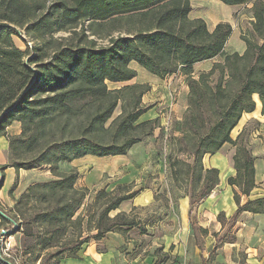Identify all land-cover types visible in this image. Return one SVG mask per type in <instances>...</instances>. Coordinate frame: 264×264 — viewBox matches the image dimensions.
<instances>
[{
    "label": "trees",
    "instance_id": "16d2710c",
    "mask_svg": "<svg viewBox=\"0 0 264 264\" xmlns=\"http://www.w3.org/2000/svg\"><path fill=\"white\" fill-rule=\"evenodd\" d=\"M218 1L225 6L251 3V31L241 34L242 53H227L197 73L199 63L223 54L232 26L219 22L209 30L202 17H190V0H57L48 7L44 0H0V137H6L10 157L0 165V190L7 167H47L54 177L29 185L11 207L13 214L0 206V223H11L6 215L13 220L22 216L24 227L13 224L16 231L22 228L33 236L32 226L38 229L36 238L46 253L39 264H59L64 256L75 257L91 238L137 224L124 213L108 216L136 193H127L123 185L117 194L114 189L98 191L96 199H106L97 220H84L79 209L88 190L75 186L77 169H60L61 163L84 156L126 155L153 132L157 119L137 122L147 111L141 101L149 86L111 90L107 85L134 78L131 63L160 79L184 76L186 110L179 133L170 135L167 159L174 186L189 205L208 196L219 182L218 169L206 168L203 157L231 143L235 174L227 184L239 191L233 190L234 216L264 211V197L239 205L240 194L249 195L256 186L254 156L246 142L230 135L242 115L255 110V97L264 109V0ZM85 21L90 35L106 44L88 38L85 28L76 32ZM16 27L38 44L20 48L13 42L19 36ZM58 31L73 35L55 39ZM119 103L121 112L112 118ZM16 121L21 131L9 135L6 127ZM217 221L225 223L223 212ZM91 222L96 232L90 235ZM234 241L235 236H221L219 244Z\"/></svg>",
    "mask_w": 264,
    "mask_h": 264
},
{
    "label": "crops",
    "instance_id": "0c3cea01",
    "mask_svg": "<svg viewBox=\"0 0 264 264\" xmlns=\"http://www.w3.org/2000/svg\"><path fill=\"white\" fill-rule=\"evenodd\" d=\"M226 46L227 43L223 49V56L219 55L213 60L203 61L197 66L205 65L207 70L214 61H221L227 53L234 51L242 53L244 50V43L239 50H226ZM197 66L195 67L196 72ZM172 76L184 79L180 73H173L163 79L157 78L165 80ZM183 89L185 94L182 104L184 115L187 102L186 82ZM144 94L142 104L145 102ZM255 101L257 105L255 110L244 113L239 123L230 132L233 139L238 138L246 142L247 148L251 150L254 156L256 186L249 195L245 196L239 193V205L244 204L247 200L264 197V109L258 97H255ZM144 107L147 108V111L138 118L137 122L158 120L159 114L155 112L154 107H148V105H144ZM175 109L174 111H176ZM183 115L179 114L180 117H178V115L173 114L165 122L161 119L165 126L162 127L159 124L158 128L155 127L159 130L158 133L154 129L150 135L142 137L138 143L131 146L126 155L103 157L89 155L60 164V168L66 164L69 165L68 170L70 168L77 169L78 177L75 186L84 187L88 191L96 186L101 187V189L105 186L112 189L115 185L132 183L134 180L132 190L126 188L127 193L136 192L133 198L121 202L118 208L108 213V216L114 217L122 213L119 208L123 204L132 203V207L135 206L132 209L136 210L134 213L140 216L138 220H141L144 228L141 231L143 238L138 240L130 239L127 236L129 233L127 229H132L135 225L128 228L123 226L120 232L116 230L107 231L99 239L91 238L78 250L75 257L64 256L59 264H264V211L261 213L242 211L234 216L238 206L233 199V190L238 191V189L234 185L227 184V179L235 174L233 155L236 149L234 145L224 143L217 153L207 154L203 157L202 164L206 168L218 169L219 178L218 185L204 199L189 205V198L174 186V181L170 176V168L166 170L164 163L170 154V135L179 133L178 127ZM12 126L15 130L11 133L7 130V133L19 134L21 131L19 122H13V125L10 124L6 128L10 129L9 127ZM151 143L158 147L150 146ZM151 155H155V160L149 163L148 159ZM114 158L118 159L121 164L115 167L105 165ZM5 163H8V142L3 136L0 137V165ZM162 169L165 173L164 185L170 187V192L167 190L165 195L158 196L152 193L150 187L154 184L146 181V178L149 171L159 170L160 172ZM4 170L7 173L9 171L10 179H15L18 176L19 184L22 183L23 175L27 172L36 171V169H18L15 171L12 167H7ZM42 170L46 175H49L47 179H33L26 185L50 179V170L47 167ZM140 176L142 179L139 180ZM157 176H160V173ZM108 177H112V181L115 182L114 186H112V182H108L110 179ZM104 179L105 181H103ZM159 179L161 178L159 177ZM7 180L6 176L4 183ZM144 182L147 183L143 184ZM139 204H146V206L137 208ZM219 212L224 213V224L217 221ZM111 213L113 214L111 215ZM221 236L223 239L235 236V241L219 244ZM131 243L136 245L141 243L140 246L148 247L149 254L142 259L138 257L129 259L124 249L127 250ZM154 247H158L162 254L158 253L157 249L153 252Z\"/></svg>",
    "mask_w": 264,
    "mask_h": 264
},
{
    "label": "rangeland",
    "instance_id": "374dc122",
    "mask_svg": "<svg viewBox=\"0 0 264 264\" xmlns=\"http://www.w3.org/2000/svg\"><path fill=\"white\" fill-rule=\"evenodd\" d=\"M46 2V7L51 5L52 3H55L57 0H44ZM191 3V12H190V17H198L201 16L204 21L207 24V27L209 30H211L212 26L216 23L219 22H229L232 26V33L227 41V46L226 50H239L240 46L242 45L243 41L241 40V34H249L251 31V12L250 8L251 3L245 5V4H240L238 6H229V5H224L218 0H190ZM88 22L85 21L83 24H79L78 27L75 29L78 34H81V32L84 29V33L88 36V38H93L94 40L97 41V44H106V40H101L97 39L96 37L90 35V30L88 27ZM19 31V36H14L13 42L16 43L20 48L25 49V47H32L36 44H38L37 41L33 40L31 37L26 36L24 34V29L16 27ZM70 35H73L70 32H63V31H58L55 34H53V37L56 38H63V37H70ZM220 56H223L221 54ZM131 67L136 69L137 75L135 78L129 80V82L126 83H109L108 82V88L113 90L115 88H121L123 86H129V84H139V85H148L149 90L145 95L144 99L145 102L144 104L141 103V105L144 107V105H148V107H154L155 112L159 114L158 120L155 122L156 123V128L160 126H165L161 119L169 120L173 114H176L179 116L183 115V101H184V86H185V81L182 77H174L172 76L169 79L165 80H159L158 78L156 79L154 76L149 74L144 68L138 67L135 63L130 64ZM205 65H199L197 66V73L200 72L201 70H206ZM196 72V71H195ZM143 99V98H142ZM176 108V109H175ZM174 109L176 111H174ZM121 112L120 110V103L115 107V111L113 113L112 118H115L119 113ZM13 125V123H12ZM170 126V123H169ZM10 129L9 132H13L15 129L12 127H9ZM8 132V131H7ZM155 132H159V130L155 129ZM9 134V133H8ZM11 135V134H9ZM14 135V134H13ZM149 145V144H147ZM150 146L158 147L157 145H154L153 143L150 144ZM150 148V147H149ZM171 152V151H170ZM155 160V155H151V157L148 159L149 163H152ZM109 163H106L105 165L110 166V167H115L118 164H121L120 161L116 158L109 160ZM8 162H10V157L8 156ZM62 164V163H61ZM166 165V170L167 168H170L168 165V159L166 158V161L164 163ZM69 165H64L61 166V170L63 171H68ZM149 166V164H148ZM41 169H36V171L32 172H27L25 175L22 176V183L19 184L18 182V176L14 179H10V173L5 171L4 173V180L7 176L8 180L6 183L3 182V186L0 190V206L2 209L8 212V214H13V210H11V207L13 206L15 200L19 197L21 193H23L29 186L26 185L29 181H32L33 179H47V176L44 173V171ZM71 169V168H70ZM69 169V170H70ZM41 170V171H40ZM160 173V176H157ZM51 174V173H50ZM9 175V176H8ZM139 175V174H136ZM164 176L165 173H163V169L159 172L157 171H149L147 174L146 181L149 183H153L154 186L150 187L152 189V193L154 195H165V193L170 192V187L164 185ZM159 177L161 179H159ZM53 175L51 174L50 179H53ZM108 182H112L114 186V181H112V177H108ZM136 179V178H135ZM142 179L140 176L139 180ZM154 179V180H153ZM12 182L10 183V181ZM49 180V179H48ZM156 180V181H155ZM46 181V180H45ZM105 181V179L103 180ZM134 181V180H133ZM132 183H124V184H119L126 186L129 190H132L134 187V182ZM147 183V182H146ZM145 182L143 184H146ZM138 184V183H137ZM139 185V184H138ZM136 186V185H135ZM118 186L115 185L112 189L106 188V186L103 188L105 191H111L113 190L114 193H118L121 189L117 188ZM102 190L101 187H94L91 188L90 191H87L86 194V199L84 201L83 207L80 210V212L84 213V220L92 219V220H97L98 214L100 210L98 209L100 205L105 201L106 197L104 198H99L98 200L96 199V193L98 191ZM122 191V190H121ZM141 199V198H140ZM139 199V200H140ZM132 204V203H131ZM129 203L123 204L119 209L124 213L126 216L130 218H134L136 222L138 223L137 225L134 226L132 229H127L129 231L128 233V238L130 239H142L141 237V231L143 225L141 223V220H138L140 217L137 213L135 214L134 209L132 205ZM146 204L138 205L137 208L139 207H144ZM84 210V211H83ZM87 210V211H85ZM113 213H111L112 215ZM27 217V216H26ZM15 224L18 223L19 225L21 224V227H24L23 222L24 219L22 216H17V219L14 220ZM90 226L94 229V223L91 222ZM32 231H33V236H27L24 232L23 229L21 228L19 231H16L17 228H15V225L11 223H5L2 224L0 223V264H39L40 259L44 256L45 251H42L40 248L39 241H37L36 235H38L37 231L38 229H35V226H32ZM96 230L94 229L91 231V234H94ZM88 234V233H84ZM143 244V243H142ZM145 244V241H144ZM141 245V243H140ZM131 243L130 247L125 250L124 252L126 256H129V259L133 258H145L147 254H149L148 247L145 248V246H140ZM158 250V253L160 249L158 247L153 248L154 250ZM54 249H51L50 251H53ZM148 251V252H147ZM169 252V251H168ZM66 254V253H64ZM162 254V253H161ZM14 259V262L11 260Z\"/></svg>",
    "mask_w": 264,
    "mask_h": 264
},
{
    "label": "water",
    "instance_id": "95a60500",
    "mask_svg": "<svg viewBox=\"0 0 264 264\" xmlns=\"http://www.w3.org/2000/svg\"><path fill=\"white\" fill-rule=\"evenodd\" d=\"M7 216V218L10 220V222L12 223V224H15V221L11 218V217H9L8 215H6Z\"/></svg>",
    "mask_w": 264,
    "mask_h": 264
}]
</instances>
